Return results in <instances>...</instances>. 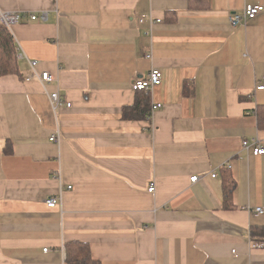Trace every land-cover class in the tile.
I'll list each match as a JSON object with an SVG mask.
<instances>
[{
	"label": "crops",
	"instance_id": "1",
	"mask_svg": "<svg viewBox=\"0 0 264 264\" xmlns=\"http://www.w3.org/2000/svg\"><path fill=\"white\" fill-rule=\"evenodd\" d=\"M247 4L264 0H0L22 14L9 28L24 54L19 77H0V147L13 145L0 154V264H67L72 240L101 264H264L251 239L264 155L243 148L264 147V12L230 24ZM152 67L161 107L123 120ZM35 71L54 80H28ZM54 90L72 107L54 112ZM224 166L236 208L224 207Z\"/></svg>",
	"mask_w": 264,
	"mask_h": 264
},
{
	"label": "trees",
	"instance_id": "2",
	"mask_svg": "<svg viewBox=\"0 0 264 264\" xmlns=\"http://www.w3.org/2000/svg\"><path fill=\"white\" fill-rule=\"evenodd\" d=\"M17 43L11 29L0 23V77L7 75L20 76V60L17 52ZM26 79V78H25ZM258 127L264 128V105H258ZM152 114L151 91H136L135 101L132 105L122 108L123 120H146ZM12 154L13 145L6 142L0 147V154ZM222 185L224 191V207L236 208L233 202L237 182L230 167L221 168ZM251 239L254 244L264 246V225L251 227ZM65 262L67 264H101L92 256L90 244L87 242L72 240L64 245Z\"/></svg>",
	"mask_w": 264,
	"mask_h": 264
},
{
	"label": "built area",
	"instance_id": "3",
	"mask_svg": "<svg viewBox=\"0 0 264 264\" xmlns=\"http://www.w3.org/2000/svg\"><path fill=\"white\" fill-rule=\"evenodd\" d=\"M264 12V4H247L243 12L241 13H234L230 16V24L233 27L244 25L246 26L250 21L255 20L257 16ZM22 17V14L19 12H4L0 10V23H4L8 26L13 25L14 23L18 22ZM150 17L148 14H143L141 16L140 21L142 22L144 19ZM31 19L36 20L40 19L42 21H46L48 19V12L42 11L39 14L33 13L31 14ZM17 52L18 57L23 58L24 54L20 52L21 46L17 43ZM151 56V55H149ZM36 61H32L31 65L35 66ZM33 77L39 78L43 82L50 83L54 80L53 75L49 71L37 72L35 71L32 76H29L27 79H31ZM163 71L159 67H152L149 73L145 77H136L132 82V89L134 91L145 90V91H152L155 87L160 86L163 82ZM262 82L257 84V89H264V77L262 78ZM49 99L51 103V107L54 112L63 105L67 107H72V102L67 101L64 99L58 90H54L50 92ZM161 104H153L152 105V112L156 108H160ZM51 141L60 142V133L59 131L50 137ZM243 148L247 151H251L253 155L259 156L264 155V147L262 145H256L255 142L250 143L249 141L243 142ZM216 174H213V177H216ZM57 178V177H56ZM60 178V175L58 176ZM200 180V176H193L191 177L192 182H196ZM70 188V187H69ZM155 190V186L151 185L149 187V191L153 192ZM62 191V190H61ZM61 197L60 195H53L46 199V204L50 208H54L60 204ZM256 214H263L264 208L263 207H256L255 209ZM255 246V245H254ZM45 252L48 251V248L44 249Z\"/></svg>",
	"mask_w": 264,
	"mask_h": 264
},
{
	"label": "bare ground",
	"instance_id": "4",
	"mask_svg": "<svg viewBox=\"0 0 264 264\" xmlns=\"http://www.w3.org/2000/svg\"><path fill=\"white\" fill-rule=\"evenodd\" d=\"M4 24V23H3ZM6 25V24H5ZM8 26V25H7ZM11 26V25H10ZM10 26H8V27H10ZM42 81V80H41ZM45 83H47V82H45Z\"/></svg>",
	"mask_w": 264,
	"mask_h": 264
}]
</instances>
